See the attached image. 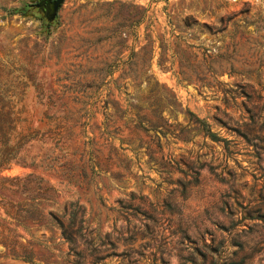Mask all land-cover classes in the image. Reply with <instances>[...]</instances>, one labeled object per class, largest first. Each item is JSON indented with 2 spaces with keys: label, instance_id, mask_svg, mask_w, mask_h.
<instances>
[{
  "label": "rangeland",
  "instance_id": "obj_1",
  "mask_svg": "<svg viewBox=\"0 0 264 264\" xmlns=\"http://www.w3.org/2000/svg\"><path fill=\"white\" fill-rule=\"evenodd\" d=\"M36 2L0 0V221L38 204L0 264H264V0Z\"/></svg>",
  "mask_w": 264,
  "mask_h": 264
},
{
  "label": "trees",
  "instance_id": "obj_2",
  "mask_svg": "<svg viewBox=\"0 0 264 264\" xmlns=\"http://www.w3.org/2000/svg\"><path fill=\"white\" fill-rule=\"evenodd\" d=\"M3 116V113L0 110V118ZM200 128L202 131L210 137V139L217 141L221 140V138L214 132L211 131L209 124L203 120L199 119L198 120ZM6 127L5 122L0 121V144L1 146H6V140H2L4 137V129ZM6 148V147H5ZM11 152H7V151ZM17 152L18 148L16 146L11 147V148H6L2 149L0 148V173L6 169L10 163L13 160H16L17 157ZM11 153V154H10ZM46 193V192H44ZM34 198H31L30 200L33 201ZM34 202V201H33ZM19 204V203H18ZM4 207V212L6 216H8L11 221L8 220H2L0 221V246L2 247V252L1 254L3 256L11 255V257L16 258V259H21L26 262H32L34 260V254L30 246L32 245L31 242L27 241V243H23L20 240V235L16 233V226H22L23 221L26 219H31V211L29 208H35L38 204L37 203H32V204H26L23 206H28L27 209H21V210H14L15 206L14 204L7 202L2 204ZM20 205H17V207ZM20 208V207H19ZM65 208H63L61 212V216L63 217L65 215ZM77 210L71 211L68 213L69 219L72 221L75 219ZM49 215L52 216V218H55L54 214L52 211H49ZM11 222H14L15 225L13 227H10L9 225ZM62 235L66 240L69 242L71 241V238L67 232V230L62 229ZM31 237L33 238L32 234Z\"/></svg>",
  "mask_w": 264,
  "mask_h": 264
},
{
  "label": "water",
  "instance_id": "obj_3",
  "mask_svg": "<svg viewBox=\"0 0 264 264\" xmlns=\"http://www.w3.org/2000/svg\"><path fill=\"white\" fill-rule=\"evenodd\" d=\"M46 2H49L47 10H42L44 13V17L47 21H52L55 18L56 12L60 6V4L63 2V0H44ZM37 7H39V4H36Z\"/></svg>",
  "mask_w": 264,
  "mask_h": 264
},
{
  "label": "flooded vegetation",
  "instance_id": "obj_4",
  "mask_svg": "<svg viewBox=\"0 0 264 264\" xmlns=\"http://www.w3.org/2000/svg\"><path fill=\"white\" fill-rule=\"evenodd\" d=\"M53 1V0H52ZM49 2H46V1H44V0H37V2L36 3H34L33 5H35L36 6V4H39L40 6L39 7H37V8H39V9H41V10H47V8H48V4Z\"/></svg>",
  "mask_w": 264,
  "mask_h": 264
}]
</instances>
